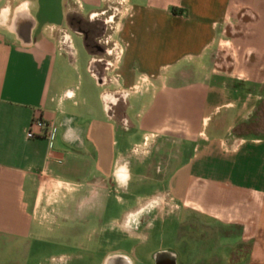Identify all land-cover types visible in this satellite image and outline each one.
Returning a JSON list of instances; mask_svg holds the SVG:
<instances>
[{
	"label": "crops",
	"instance_id": "1",
	"mask_svg": "<svg viewBox=\"0 0 264 264\" xmlns=\"http://www.w3.org/2000/svg\"><path fill=\"white\" fill-rule=\"evenodd\" d=\"M106 1L0 0V243L29 253L43 230L72 245L114 211L149 240L189 210L210 225L198 246L230 240L217 262L264 264V0H123L100 69L69 21ZM35 118L48 137L26 138ZM154 195L163 210L132 226ZM178 229L157 241L180 246ZM116 257L130 264H103ZM152 257L177 264L170 248Z\"/></svg>",
	"mask_w": 264,
	"mask_h": 264
},
{
	"label": "rangeland",
	"instance_id": "2",
	"mask_svg": "<svg viewBox=\"0 0 264 264\" xmlns=\"http://www.w3.org/2000/svg\"><path fill=\"white\" fill-rule=\"evenodd\" d=\"M119 3L122 4L124 2L123 0H108L104 2L101 9L90 18L88 16L72 17L74 23L80 22L79 25H73L72 29L87 34L89 53L94 59L102 60V62L97 64L100 69H103V65L106 63V52L112 48L111 43H104V38L111 34L112 30L109 26H112L113 21L117 19V17L114 18V13H116L114 10L118 8ZM85 12L87 13V11ZM72 37L75 48L85 53L81 38L75 35ZM123 95L124 93L115 94L118 98L123 97ZM132 142H135V139ZM155 190L153 187H144L137 190V196L146 198L153 194ZM158 196L154 195L149 199L148 205L145 206L143 211L133 221L131 220L132 226L143 224V227L148 225V223L150 224L152 218H154L153 216L163 210L164 204L160 201L162 200L161 197ZM133 203V200H131V205ZM118 217L119 212L114 211V213L106 215L102 223L91 220L88 227H86L87 229L78 233V237L71 238L68 236L70 243H67L72 244L68 246L54 245V243L50 242V238L53 235L54 237H59V231L49 233L40 230L37 234L40 239L28 240L27 245L31 246L29 253L27 251L22 252L25 249L24 243L22 244L20 241L10 243L3 240L0 243V264H103V261L108 257L118 254L125 257L130 264H153L152 256L159 248L172 249L177 256V264H207L209 261L215 264H223L224 261L217 262V260L222 257V253L225 254L228 251V246H230V240L221 241L210 249L208 243L205 245L201 243L203 246H198L199 241L203 242L202 239L205 238V235H199V233L203 234V229H208L210 225L202 222L189 210H184L179 224L172 216L170 218L167 217L162 225H159L160 223L157 224L158 228L150 232L152 236L149 240H144L141 237L137 239L135 237L129 238L126 232L119 231L118 227L113 225V219ZM177 226L179 227L178 240L180 242V246H177L178 249L177 247H171L172 245L167 243L160 244L157 241L160 240L162 234H171L176 231ZM199 227L202 228L201 231ZM80 241L83 244L76 247L75 244ZM21 248L23 250L18 253ZM204 248L207 249L206 252L203 251L205 250ZM204 256L206 258L201 260ZM117 259V257L113 258L110 264H114Z\"/></svg>",
	"mask_w": 264,
	"mask_h": 264
},
{
	"label": "built area",
	"instance_id": "3",
	"mask_svg": "<svg viewBox=\"0 0 264 264\" xmlns=\"http://www.w3.org/2000/svg\"><path fill=\"white\" fill-rule=\"evenodd\" d=\"M60 37H62V42H67L68 47H70L71 43L69 39H67V35L65 34V32L60 31ZM32 127H34L38 132L35 133L30 128L28 131H26V134H25L27 139H34L36 137H48L49 131L51 128L50 125L46 124L44 121L38 118H35L32 121Z\"/></svg>",
	"mask_w": 264,
	"mask_h": 264
},
{
	"label": "flooded vegetation",
	"instance_id": "4",
	"mask_svg": "<svg viewBox=\"0 0 264 264\" xmlns=\"http://www.w3.org/2000/svg\"><path fill=\"white\" fill-rule=\"evenodd\" d=\"M75 24L79 25L80 22L79 23L78 22L74 23L73 19H71L70 22H69V25L72 27ZM84 35L87 38V34L85 33ZM116 101H117V99L114 96L108 95V96L105 97V102H106L107 106L108 105H111V106L114 105L116 103ZM117 176H118V179L122 182L123 179L125 178L124 170L123 169L120 170L118 172ZM109 264H110V262H109ZM114 264H124V260L123 259H121L120 261L117 260ZM153 264H161V262H160V260L156 262V260L154 259Z\"/></svg>",
	"mask_w": 264,
	"mask_h": 264
}]
</instances>
